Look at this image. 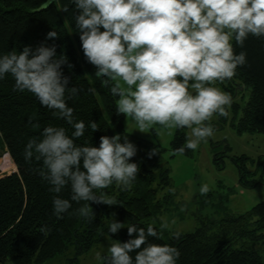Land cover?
<instances>
[{
	"label": "clouds",
	"instance_id": "1",
	"mask_svg": "<svg viewBox=\"0 0 264 264\" xmlns=\"http://www.w3.org/2000/svg\"><path fill=\"white\" fill-rule=\"evenodd\" d=\"M73 3L83 54L102 85L118 97L117 115L131 118L142 133L157 126L190 129L185 144L174 150L179 154L186 149L195 151L214 135L209 123L214 115L229 116L233 98L215 85L231 80L237 68L247 62L245 52H235L233 40L243 47L249 36L264 38V0ZM57 37L54 31L47 34V39ZM67 63L65 56L57 58L55 44L42 43L34 50L25 46L19 53L0 56V80L10 74L14 91L30 92L74 128L71 137L63 127L44 128L42 139L32 138L27 143L24 159L42 162L37 171L52 192L59 194L70 185V199L57 195L53 200L58 218L72 207V201H83L86 203L77 212L91 221L95 214L90 202L117 205L115 198H107L103 192L97 196V190L113 184L125 191L132 187L140 171L137 163L130 162L137 148L120 134L101 136L98 147L75 143L84 135L86 125L75 121L74 109L66 100V93L71 98L79 92L75 86L68 87L70 78L62 71ZM88 126L93 132L98 130L95 121ZM156 154L153 148L148 155ZM209 191L207 184L200 188L201 195ZM114 217L113 213L108 229L111 234L125 228ZM167 227V221H162L161 231ZM126 228L132 238L115 240L106 256L96 254L97 260L103 264H177L180 252L176 247L150 242V238H161L153 224L146 229L136 225ZM179 236V232L173 234L174 238Z\"/></svg>",
	"mask_w": 264,
	"mask_h": 264
},
{
	"label": "trees",
	"instance_id": "2",
	"mask_svg": "<svg viewBox=\"0 0 264 264\" xmlns=\"http://www.w3.org/2000/svg\"><path fill=\"white\" fill-rule=\"evenodd\" d=\"M76 15L73 0H0V56L11 51L19 53L25 46L34 50L42 43L55 44L57 58L63 55L68 61L62 66L63 74L70 78L68 87L79 89L71 98L66 93L75 121L86 125L84 135L75 143L98 147L101 136L116 134L127 136L132 142L124 130V116L116 112L118 97L102 85L101 78L95 75L96 69L83 54ZM50 31L58 37L47 39ZM233 47L236 53L245 52L247 61L237 68L233 79L250 90L233 126L238 133L264 135V38L249 36L243 47L233 40ZM14 83L10 74L0 80V152L8 153L16 168L0 177V264H40L68 250L73 251L72 260L76 261L105 237L126 242L132 238L127 226L146 229V220L166 209L171 192L162 191L171 185L169 170L160 162L164 149L137 140L133 142L137 154L130 162L137 163L140 171L132 187L125 191L113 184L96 191L97 196L103 192L107 198H115L117 205L90 202L95 217L89 221L77 212L86 202L72 201V207L58 218L53 200L57 195L70 199V185L59 194L52 192L51 185L38 174L42 162L35 158L26 161L24 151L30 139L43 138L42 132L48 126L63 127L70 137L74 128L54 115V110L42 106L30 92L14 91ZM228 91L232 92L229 88ZM232 110L236 115L238 105ZM91 121L98 125L95 132L88 126ZM186 138L183 128L176 129L171 142L173 152L185 144ZM153 148L157 154L149 158ZM189 151L186 149L184 154ZM238 159L245 169L243 162L247 157ZM233 162L240 175L239 185L253 187L256 182L246 180L247 172L235 159ZM113 213L118 222H126L125 228L115 234L108 231ZM45 227L47 230L42 232ZM154 227L161 238H150V242L176 247L180 252L177 264H264V203L239 215L200 218L193 231L179 232V238L173 237L175 231ZM132 255L134 258L135 253Z\"/></svg>",
	"mask_w": 264,
	"mask_h": 264
},
{
	"label": "rangeland",
	"instance_id": "3",
	"mask_svg": "<svg viewBox=\"0 0 264 264\" xmlns=\"http://www.w3.org/2000/svg\"><path fill=\"white\" fill-rule=\"evenodd\" d=\"M215 86L228 93V88L232 91L230 94L233 103L228 110L229 116L214 115L209 122L214 127V135L207 142H201L195 151L190 150L187 154L175 153L171 148L176 129H161L157 126L142 133L131 118L124 116V130L132 143L142 140L164 149L160 162L169 170L171 186L162 191L163 194L168 190L171 192L169 205L157 216L146 220L148 224L160 227L162 221H167V231L186 233L195 229L200 218L220 219L225 214L239 215L258 203H264V135L238 133L233 126L236 124L234 118L240 116V109L244 106L250 90L233 78L229 82H218ZM235 104L239 107L236 115L232 110ZM183 130L188 138L191 130ZM0 154V177L16 171L8 153ZM241 156L247 157L243 162L245 169L242 161L238 159ZM234 159L247 172L246 180L256 182L253 187L244 188L239 185L240 175ZM204 184L209 186L210 191L201 195L200 188ZM172 189L175 191H171ZM112 219L113 217L111 222ZM119 222L126 226L124 219ZM114 242L115 239L105 237L76 261L72 260L73 251L68 250L40 264H101L96 254L99 252L101 256L107 255L108 247Z\"/></svg>",
	"mask_w": 264,
	"mask_h": 264
}]
</instances>
